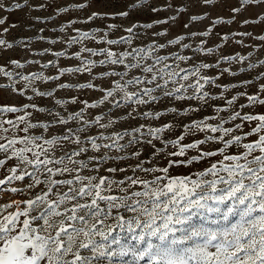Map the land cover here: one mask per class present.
Returning <instances> with one entry per match:
<instances>
[{
    "label": "snow or ice",
    "instance_id": "6c2138e0",
    "mask_svg": "<svg viewBox=\"0 0 264 264\" xmlns=\"http://www.w3.org/2000/svg\"><path fill=\"white\" fill-rule=\"evenodd\" d=\"M0 11L25 13L0 18V57H33L0 65V199L26 197L0 204V264H264V0ZM12 30L32 35L10 42Z\"/></svg>",
    "mask_w": 264,
    "mask_h": 264
},
{
    "label": "rangeland",
    "instance_id": "374dc122",
    "mask_svg": "<svg viewBox=\"0 0 264 264\" xmlns=\"http://www.w3.org/2000/svg\"><path fill=\"white\" fill-rule=\"evenodd\" d=\"M17 2H20V0H8V3L9 4H14V3H17ZM100 11H105V10H107V11H120V10H123V8L121 7V8H112V9H103V8H101V9H99ZM201 11V14H204L207 10H205V9H201L200 10ZM24 12H22V11H16V12H12V13H7V12H3V11H0V18H3L4 16H8V19H9V22L11 23V22H15V21H18V20H20L23 16H24ZM213 17L214 16H216L218 13L217 12H215V11H212L211 13H210ZM33 15L35 16V15H47V13H41V12H34L33 13ZM83 15H86V13L85 14H83ZM162 16H167L168 14L167 13H162L161 14ZM223 15H225V16H227V13H223ZM140 19L141 20H143V19H147V17H140ZM184 19H187V17H184ZM118 24L119 23H124V24H127V21H116ZM97 23V25H99L100 24V22L99 21H97L96 22ZM205 23L207 24L208 23V21H205ZM81 25H77V27H80ZM4 27H8V25L6 24V25H4ZM37 27H40L39 25L37 26ZM202 27H203V25H202ZM233 29H235V25H233L232 26V29H229V28H224V27H218L217 29H216V31H219V32H229V31H231V30H233ZM242 31H249L250 29H241ZM174 31H177V32H182L183 30L182 29H175ZM259 30L257 29V32H258ZM123 33L122 32H119V33H116L115 34V36H113L112 38H116V37H118L119 35H122ZM20 35H32V33H23V32H19V31H16V30H12L11 32H10V34L7 36V39L11 42L12 40H13V38L14 37H18V36H20ZM45 35H48V33H45ZM161 42H163V41H161ZM210 43H215V41H210ZM89 46H91V47H96V45H92V44H90ZM49 47V45H47V44H45V43H42V42H37L35 45H34V48L35 49H37V50H40V49H44V48H48ZM100 47H103V45H100ZM62 48H63V46L61 45V44H57L56 46H55V48H54V50H62ZM76 49H72V51H75ZM229 51H233V49L232 48H229L228 49ZM168 51H174V49H169ZM234 51H241L240 49H238V48H236V49H234ZM249 51V49H245L244 50V52H245V54L247 53ZM161 54H166V53H161ZM186 55L187 54H190V53H185ZM253 55H258L259 56V58L261 59V60H264V52H261V53H259V54H257V53H254ZM10 58H18V59H21V62H24V59H33V57L32 56H27V57H21V55L19 54V53H9V52H5L4 54H3V56L2 57H0V65H5V64H7V62H8V60L10 59ZM35 59H37V60H40V63H46L47 61H49V60H52L53 59V57H51V56H46V57H44L42 60L39 58V57H35ZM60 66L61 67H64V66H72V65H74V64H76V63H78L77 61H74V60H60ZM182 67H186L187 65H181ZM9 70H12V68L11 67H9ZM19 71H22V72H24L25 74H27V73H30V72H33V71H39V68H38V66H28V65H26V67L24 68V69H21V70H19ZM55 72H56V69H50V70H48L47 72H46V74H48V75H52V74H55ZM210 74H213V75H215V73L214 72H212V73H210ZM248 77H246V76H243V75H241L238 79L239 80H244V79H247ZM77 78L76 77H65L64 78V80L65 81H75ZM80 79V81L81 82H83V81H85V80H87L88 79V77L87 76H84V77H80L79 78ZM5 81L2 79V78H0V83H4ZM221 83H229V82H234L233 81V78H231V77H229V76H224L222 79H221V81H220ZM55 87V85H53V84H49V85H41V90H50V89H52V88H54ZM256 89H255V86H253L252 88H250L249 89V91H251V92H254ZM77 93H72V92H70V93H64V92H58L57 93V95L58 96H72V95H76ZM229 95H231V94H229ZM97 96V94L96 93H91L87 98L88 99H94L95 97ZM37 103H39L41 106H44V105H46V104H48L49 103V101H47V100H44V99H37V101H36ZM245 101H241V103H244ZM217 103H220V104H222L223 102L222 101H219V102H217ZM177 106L179 107V106H181L180 104H177ZM160 108H163V107H165V105L164 104H161L160 106H159ZM245 111H248V109H245ZM257 111H261V109H257ZM208 114H211V109H209L208 110V112H206V113H201L200 115L201 116H203V115H208ZM40 119H45L46 117H44V116H40L39 117ZM196 118H199V117H196ZM167 119H171V118H168V117H166V118H164V119H162V121H161V123H163L164 122V120H167ZM246 130H247V127H246ZM173 137L174 136H176V135H179V132H176V133H172L171 134ZM187 142V141H186ZM103 174V173H102ZM0 178H2V175H0ZM10 199H26V197H16V196H8V195H5V196H3V198L2 199H0V204H2V203H4V202H6V201H8V200H10Z\"/></svg>",
    "mask_w": 264,
    "mask_h": 264
}]
</instances>
